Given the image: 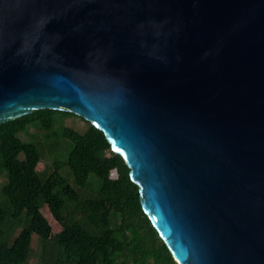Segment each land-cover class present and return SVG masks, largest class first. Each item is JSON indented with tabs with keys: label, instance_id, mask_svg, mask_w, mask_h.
<instances>
[{
	"label": "water",
	"instance_id": "95a60500",
	"mask_svg": "<svg viewBox=\"0 0 264 264\" xmlns=\"http://www.w3.org/2000/svg\"><path fill=\"white\" fill-rule=\"evenodd\" d=\"M101 130L178 264H264V0H0V123Z\"/></svg>",
	"mask_w": 264,
	"mask_h": 264
},
{
	"label": "trees",
	"instance_id": "16d2710c",
	"mask_svg": "<svg viewBox=\"0 0 264 264\" xmlns=\"http://www.w3.org/2000/svg\"><path fill=\"white\" fill-rule=\"evenodd\" d=\"M27 125L37 132L24 138ZM0 264L178 263L103 132L72 112L39 108L0 123Z\"/></svg>",
	"mask_w": 264,
	"mask_h": 264
},
{
	"label": "rangeland",
	"instance_id": "374dc122",
	"mask_svg": "<svg viewBox=\"0 0 264 264\" xmlns=\"http://www.w3.org/2000/svg\"><path fill=\"white\" fill-rule=\"evenodd\" d=\"M71 124H72L74 127H81V126H82V122H81L80 120H78L77 118H73V119L71 120ZM26 128H27L26 131L28 132V134H27V133H25V134H21V136L24 137V138H28V135L30 136L32 133L37 132V129H35V127H33V126H28V125H27ZM58 147H59V150H58V152H56V153H61V154H63V153H65V151L68 149L69 144H68L64 139L60 138V139H59V146H58ZM42 210H43L45 216L48 218L49 222L53 225L54 221H53V219H52V217H51V215H50L48 209L46 208V206H43ZM35 245H36V242H35V240H34V241H33V251H34Z\"/></svg>",
	"mask_w": 264,
	"mask_h": 264
}]
</instances>
